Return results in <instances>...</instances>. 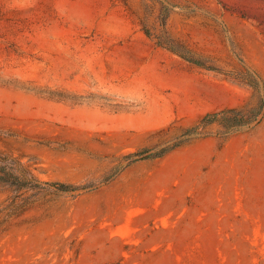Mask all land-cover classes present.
I'll return each mask as SVG.
<instances>
[{
    "label": "rangeland",
    "instance_id": "1",
    "mask_svg": "<svg viewBox=\"0 0 264 264\" xmlns=\"http://www.w3.org/2000/svg\"><path fill=\"white\" fill-rule=\"evenodd\" d=\"M245 69L264 79V0H0V88L36 98H1L0 150L88 187L0 185V264H264V117L184 135L258 104Z\"/></svg>",
    "mask_w": 264,
    "mask_h": 264
},
{
    "label": "trees",
    "instance_id": "2",
    "mask_svg": "<svg viewBox=\"0 0 264 264\" xmlns=\"http://www.w3.org/2000/svg\"><path fill=\"white\" fill-rule=\"evenodd\" d=\"M168 11V7L164 6L162 8L161 20L163 24L166 22ZM167 47L172 51L179 52L174 45L168 44ZM182 56L198 66H205L200 60H195L192 57L183 55V53ZM213 69L218 72L220 71L218 68L213 67ZM238 76L242 81L248 83L254 89L264 91V79L256 72H250L248 69H245L240 72ZM263 117L264 94L260 98L258 104L250 109L228 108L206 115L197 125L187 129L184 135L186 138L211 135L212 133L207 132L206 129L213 124H219L225 129L224 133L218 131L215 133L216 135H229L256 125ZM183 140L185 139H178L173 145L161 151L153 152L149 149H143L130 153L124 156V160L127 162V166H129L141 160L162 157L176 147H179L183 143ZM23 168L24 164L19 158L0 150V185L10 188L11 191L16 194L15 197L20 196L22 193L38 189H54L61 192L77 193L88 188L87 186H76L63 182L36 181L29 178L28 175L24 173ZM116 175L117 174H115V176Z\"/></svg>",
    "mask_w": 264,
    "mask_h": 264
},
{
    "label": "bare ground",
    "instance_id": "3",
    "mask_svg": "<svg viewBox=\"0 0 264 264\" xmlns=\"http://www.w3.org/2000/svg\"><path fill=\"white\" fill-rule=\"evenodd\" d=\"M73 11L77 12L76 7H74ZM12 95L17 96L21 101H35V99H36L33 96L25 95V94H22V93H19V92H10L7 89L0 88V100L3 97L11 98ZM74 112L76 114L82 116L83 118H86V119H89V120L95 118L94 117V115H95L94 111H92L90 109L80 108V109L74 110Z\"/></svg>",
    "mask_w": 264,
    "mask_h": 264
}]
</instances>
